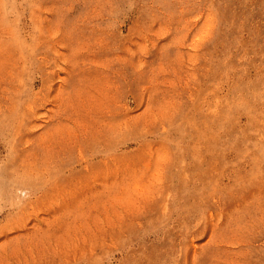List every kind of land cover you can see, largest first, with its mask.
I'll list each match as a JSON object with an SVG mask.
<instances>
[{
    "label": "rangeland",
    "instance_id": "374dc122",
    "mask_svg": "<svg viewBox=\"0 0 264 264\" xmlns=\"http://www.w3.org/2000/svg\"><path fill=\"white\" fill-rule=\"evenodd\" d=\"M0 264H264V0H0Z\"/></svg>",
    "mask_w": 264,
    "mask_h": 264
}]
</instances>
